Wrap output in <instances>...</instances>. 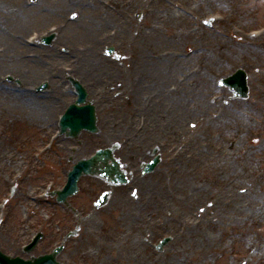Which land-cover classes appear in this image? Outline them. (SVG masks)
<instances>
[{"label":"rangeland","instance_id":"rangeland-1","mask_svg":"<svg viewBox=\"0 0 264 264\" xmlns=\"http://www.w3.org/2000/svg\"><path fill=\"white\" fill-rule=\"evenodd\" d=\"M18 1L15 3L18 10L22 9L23 1L30 3L29 8H33V11L42 4L41 0L39 6V2L33 4L35 2L32 0ZM103 1L111 10L114 9L116 2L113 0H83L82 3L86 2L87 8L93 11L94 2L103 6ZM137 3L139 6L135 7ZM130 4H134L133 12L128 11L132 8ZM120 5L118 3L115 7H123L118 11L124 17L122 19L128 23L132 21L136 26L132 29L133 37L130 35V40L114 42L106 39L105 29L110 35L119 32L115 19L109 23H116V26L105 27L98 33V38H95L98 43L94 49L92 44L84 45V42L82 45L75 42L77 45L73 48L80 53L93 49L90 52L98 54V59L104 61L102 66L105 69L114 68L111 70L117 72L115 75L95 82H87L85 78L82 81L73 68L74 63H78L79 67L85 69L83 56L79 54L74 58L69 52V42L61 39L63 35L59 33L51 50L56 48L59 53L69 57L55 64L50 60L47 64L50 70L47 68L39 74L32 73L28 86H24L25 78L21 80V76L12 68L0 70V83L6 74H12L15 81H10L11 84L6 82L13 85L10 87L15 90L32 89L35 95H39L37 97L47 100L58 86L56 84L72 88L68 81L69 73H72L88 89L91 100L95 102L100 127L98 134L84 132L78 141L57 139L53 124L62 109L59 111L55 107L48 112L46 108L49 128L36 123L35 116L32 120L10 112H0V250L5 254L30 259L31 256L49 253L61 238L65 239L64 233L80 227L74 239L66 240L68 249L63 252V259L61 256L59 258L64 264H140L144 249V254H149L157 264L169 258V250L181 247L182 242L177 240L182 222L180 218L190 215L189 208H195L193 203L188 207L186 202L194 199L199 208L195 211L204 212L210 198L222 194L234 184L236 191L242 187L257 189L259 199L264 201L261 192L264 187V149L257 151L256 155L250 148L254 145V136L264 139V39H258L256 44L247 41L249 35L259 36L264 32V0H127L126 3L120 2ZM47 9L38 10L48 14V22L39 28L31 26L33 29L29 31L30 34L36 32L38 36L32 42V45H40L35 54L43 51L39 37L53 28L59 29L60 19H70L73 12L68 10L62 13L60 19H55L53 11ZM167 9L188 14L190 22L177 25L165 17L159 21L160 29L154 35L153 43H143L141 35L154 25L152 15L149 19L148 13L154 10L157 17ZM82 13L89 12L83 10ZM76 14L77 20L71 22L68 29L80 20V12ZM138 14L143 16L141 20L136 18ZM99 18L102 19V16ZM210 20L211 25H206ZM178 33L183 36H177ZM134 44L138 53L133 51ZM111 45L124 59L118 61L115 56L105 54V49ZM163 51H173L168 56L164 54V57L174 64L172 72L168 71L170 76L167 83L157 86L165 88V95L147 84L129 86L131 78H127L131 61L137 59L141 63L143 54L154 63L155 59L170 63L165 58L161 59ZM238 69L245 70L249 75L250 96L246 100L232 99L230 90L219 86L220 79ZM143 76L144 73H139L140 79ZM51 77L56 80L55 85ZM15 78H19L21 83ZM44 81H49L50 88L38 93L36 90ZM179 85L187 86L185 94H181L186 108L175 115L183 113L184 120L173 119V114L165 111L174 113L177 110L174 107L175 99L170 101V93L178 92ZM71 91L64 98L59 97L57 102L75 99L74 89ZM146 95H149L148 98ZM150 98L158 103L163 100L168 103L169 109L160 111L158 107H151L150 110L143 105L144 100ZM106 101L113 102H109L111 105L108 106ZM206 109L211 112L207 113ZM223 116L227 118H221ZM239 125H244L241 130L238 129ZM116 142L121 146L117 153L134 170V176L130 185L114 189L108 206L95 209L94 201L107 186L91 176L81 179L79 195L70 199L80 216L46 195L64 187L74 161L89 157L96 149L109 147ZM71 146L76 148L75 153H71ZM157 147L161 151V164L153 174L142 176L140 162L148 160L152 150ZM202 149L220 150V153L214 155L210 151L197 160L196 154ZM224 152L231 156L221 159ZM132 153H136L137 162L127 156ZM214 168L218 170L214 171ZM133 188H137L139 199L133 198ZM203 189L205 193H202ZM11 192L14 193L13 197L10 196ZM216 212L209 216H215ZM249 226L238 223L233 227L220 224V230L217 228L216 231L209 228L208 234H216L217 238L223 236V231L230 236L223 243L225 249H218L209 264H234L238 257L248 256L249 251L241 240L243 233L250 228L263 239L264 214L259 223ZM39 232L45 235L44 240L31 254L23 252V246ZM167 236L173 240L162 252L157 251L156 244ZM132 246L138 249H132ZM73 248H79L84 254L69 261L65 255ZM257 257L250 264H264V251ZM124 259L125 262L122 261ZM182 259L198 262L196 254L186 253Z\"/></svg>","mask_w":264,"mask_h":264},{"label":"bare ground","instance_id":"bare-ground-1","mask_svg":"<svg viewBox=\"0 0 264 264\" xmlns=\"http://www.w3.org/2000/svg\"><path fill=\"white\" fill-rule=\"evenodd\" d=\"M82 1L83 0H74L73 2L69 0H41L42 4L40 5V1L38 0V6L40 5L38 9L43 10L45 8H48L47 11H53L55 19H60L62 17V13L68 10H71L73 12H80L81 18L75 24L73 23V27L68 29L67 25L65 29L60 28L58 31L61 36L63 35L61 39L67 40L69 42V48H71V51H69L70 54H72L74 58L78 57L79 54L83 56L82 62L85 69L79 67L78 63H74L73 70L78 72L81 80L85 78L87 82H89L90 80L95 82V80H103L104 78L110 75H115L117 73L116 71L111 70L114 69L112 67L111 69L109 67L105 69V67L102 66L104 65V61L98 59V54L95 51L90 52L97 46V40L95 38H98V33L105 29V27H108L109 22H112L116 19V21L120 22L118 28L120 26L125 27L127 22H124L122 19H120L116 15L117 11H112L113 9L111 10V8L107 6L105 1H103V6L94 2L95 8L93 11H90L86 6V2L82 3ZM113 1L119 3V5L120 2H127V0ZM16 2L18 3L19 1L0 0V45L4 43V47L2 46L3 52L0 49V70L12 68L19 76H21V80L25 78L24 86H28V84H30V82L28 81H30V75L32 73L38 72L39 74L43 70L46 71L47 68L48 70H50V66L47 67V64L50 62V60L55 64L58 63L57 61L61 59L68 58L69 55L59 53L56 48L54 50H51V47H42L43 51L40 52V54H36L35 59H30L27 53H29L31 50H35L33 52H37L38 45L33 43L32 47L28 46V44L30 43L29 40H36V37L32 36L31 38H29L31 34L27 37V33L33 29L31 26L39 28L40 26L45 25L46 22H48V14H42V11H39L38 9L33 11V8L31 9L27 6H22V9L18 10V8L15 7ZM129 6L135 8L136 6H139V4L137 3L135 7L134 4H130ZM133 8H129L128 11L132 10ZM79 9H81V11ZM83 10L88 11L89 13L83 14ZM148 14L149 19H151L152 15L154 25L150 30L145 31L141 35V41L143 43H153V37L160 29L159 21H163L165 17H167L171 21H175L177 25L181 24L182 22H190V17L188 14L185 15L182 13H176L172 9H167L164 12L159 13L157 17L155 16L154 10L150 11ZM99 16H102V19L99 18ZM237 27L240 29L239 25H237ZM125 28L123 30L121 29L120 34L116 35V37L114 38L110 36L108 31L105 29L104 31L106 39L112 40L114 42L128 39V34L124 32ZM190 32H193V30H190ZM258 35L259 36H255V34L249 35V39H247V41L256 44L259 41L258 39H264V32H261ZM177 36L182 37L183 35L178 33ZM75 42L81 45L82 42H84V45L92 44L93 49H91L90 51H86L85 53L77 52L75 49H73L74 45H77ZM133 51L138 53V48L135 44L133 46ZM172 53L173 51H169L167 53L163 51L161 59L165 58L164 54L168 56V54L170 55ZM141 59V63H139L137 59L135 60V62L131 61L129 77L127 78L128 80L129 78H131L129 86L134 87L147 84V86H149L150 88H152L153 86L156 91L158 90L160 91V94L165 95V88H157V86H164L167 83L168 75L170 76V72H172L174 64L169 60V58L165 59H167L170 63H163L156 59L154 63L143 54L141 55ZM24 68H26L27 70L25 71ZM132 69L134 70L131 71ZM169 70L170 72H168ZM105 73L107 75H105ZM139 73H144L142 79H140L141 77L139 78ZM69 74V76H72V73ZM163 75H165V78H163ZM76 77L77 76H75V78ZM50 79H52V77ZM54 81L56 80L52 79L53 84L55 83ZM56 85L58 86H56L55 90L50 93V99L47 100L46 98L42 99L41 97H37L39 95L36 94V96L32 89L26 88L24 90H15L13 89V87H10L13 85L0 83V112H10L13 115L28 117L32 120H34L35 116L36 120L34 121L36 123H39L43 128H49L47 123L48 120L46 117V108H48V112L51 109L54 110L55 107H58L57 101L60 99L59 97L64 98V95L68 94V91L70 93L72 92V88L69 86H59V84ZM186 88L187 86H181V89L178 90V92L176 90L171 91V93L169 92L172 96L170 101L175 99L174 107H176L177 110H175L174 113L169 110H165L169 109V105L163 100L158 103L157 101H153L152 98L145 99L143 105L149 107L150 110H152L151 107H158L157 110H165L168 112V114H173V119L179 120L180 118H182V120H184L185 116L182 117L183 113L179 116H176L175 114H179L180 110L183 109L184 111V109L186 108L185 101H183L182 99L183 96H181V94L184 95L187 91ZM174 94H176V96ZM148 96L149 95H146V98H148ZM63 100H60V102H62ZM137 103H139V100H137ZM206 112L210 113L211 111L206 109ZM151 113L155 115L154 111H151ZM221 118L226 119L227 117L223 116ZM217 120L219 121L220 117H218ZM243 126L244 125H239L238 129L241 130ZM253 144V148L252 146L250 148L256 155L257 151L264 149V139H262L258 135L254 136ZM210 151L214 152V155L220 153V150L214 151L212 149H202L198 154H196L197 160H199V158L203 154ZM132 154L133 157H136V153ZM230 156L231 155L224 152L221 156V159H226ZM217 170L218 168H214V171ZM234 185L225 190V192H223L222 194H217L210 198V201L208 202L209 206L207 207V209H204V212L195 211V209L199 210V208L196 207L197 201H195L194 199H192V201L186 202V205H188V207L191 203H193L195 208H189V212H191L190 215L185 217L182 216L180 218L182 222L178 231L177 240H180L182 242L181 247L169 250V258H166L165 261L161 260L157 264H209L210 258L218 249H225L223 243H226L230 237L229 234L226 233V231H223V236L221 238H217L216 234H208L207 230L209 228L216 231L220 224H229L233 227L238 223H243L245 225L249 224V227H251L252 225L254 226L255 224L260 222L261 217L264 214V201H261L259 199V191L255 188L250 189L244 187L236 191V186ZM201 191L202 193H205V189ZM261 192L264 194V187H262ZM215 210H217L215 216H209V214H211ZM145 223H147V221H145ZM218 229L220 230V228ZM251 230L252 229L250 228L245 230L246 232L243 233L244 237L241 239L242 242L246 245L247 250L249 251L248 256L238 257L237 263L234 262V264H250L254 259L258 258L257 256L261 252L264 251V238L262 239L260 237H257ZM138 240L140 241V239ZM131 248L135 250L138 249L136 246H132ZM144 252H146L145 249L143 251V255H141L140 257V264H156L155 261L151 260V256H149V254L145 255ZM186 253L196 254L198 262H193V260L189 259L183 260L182 258Z\"/></svg>","mask_w":264,"mask_h":264},{"label":"water","instance_id":"water-1","mask_svg":"<svg viewBox=\"0 0 264 264\" xmlns=\"http://www.w3.org/2000/svg\"><path fill=\"white\" fill-rule=\"evenodd\" d=\"M52 39L53 38H48L45 40V42L49 44ZM113 51L114 48H109L107 53L110 55L113 53ZM72 83L75 86L79 96L78 105L85 104L88 98L87 91L79 82L72 81ZM220 84L230 87L236 98L248 97L249 88L247 74L243 70H238L231 77L221 80ZM78 105L72 106L68 114L64 117L62 121L63 131H67L69 128L71 132L68 133V135H72L73 137H77L83 130H88L94 133L98 132V128L96 127L97 119L95 107L92 104L85 105L83 107ZM115 148L116 147L113 149L100 150L91 159L80 161L70 173L68 185L66 186L65 190L63 192L56 193L59 195V200L66 201L68 196L77 193L78 181L83 174L97 175L115 185L127 183V175L121 170V164L116 160H113L112 164H109L108 162L110 159H112L113 150ZM159 162L160 158H156L152 162L148 163L144 170V174L154 171ZM108 197L109 193L103 194L98 201V207L105 205L108 201ZM167 242H169V239L163 240L158 248L162 249V247ZM57 253L58 252L56 251L52 255L43 256L34 259L33 261H24L19 258L11 259L0 252V264H59L56 262Z\"/></svg>","mask_w":264,"mask_h":264},{"label":"flooded vegetation","instance_id":"flooded-vegetation-1","mask_svg":"<svg viewBox=\"0 0 264 264\" xmlns=\"http://www.w3.org/2000/svg\"><path fill=\"white\" fill-rule=\"evenodd\" d=\"M69 1H74V0H69ZM130 31V35L133 37V34H132V31L131 30H129ZM127 156H129L130 158H131V160H134V158H133V154L131 155V154H128ZM74 207H70V210L74 213ZM85 210V209H84ZM79 255V248H73V249H71L70 251H69V253L67 254V258H68V260H72V258L74 257H77ZM125 260L126 259H124V260H122L123 262H125Z\"/></svg>","mask_w":264,"mask_h":264}]
</instances>
